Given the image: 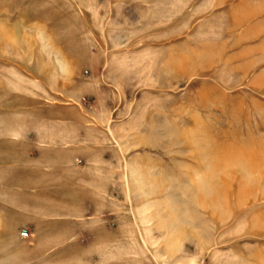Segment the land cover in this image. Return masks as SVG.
Masks as SVG:
<instances>
[{"label": "rangeland", "instance_id": "374dc122", "mask_svg": "<svg viewBox=\"0 0 264 264\" xmlns=\"http://www.w3.org/2000/svg\"><path fill=\"white\" fill-rule=\"evenodd\" d=\"M0 264H264V0H0Z\"/></svg>", "mask_w": 264, "mask_h": 264}, {"label": "built area", "instance_id": "2783aa9c", "mask_svg": "<svg viewBox=\"0 0 264 264\" xmlns=\"http://www.w3.org/2000/svg\"><path fill=\"white\" fill-rule=\"evenodd\" d=\"M22 236H23V237H27V236H28V232H27V231H23V232H22Z\"/></svg>", "mask_w": 264, "mask_h": 264}, {"label": "bare ground", "instance_id": "6f19581e", "mask_svg": "<svg viewBox=\"0 0 264 264\" xmlns=\"http://www.w3.org/2000/svg\"><path fill=\"white\" fill-rule=\"evenodd\" d=\"M232 155V154H231ZM233 156V155H232ZM232 156H230V157H232ZM213 188V187H212ZM216 189H217V187H216ZM215 190V189H214ZM217 192V191H216ZM218 193V192H217Z\"/></svg>", "mask_w": 264, "mask_h": 264}]
</instances>
